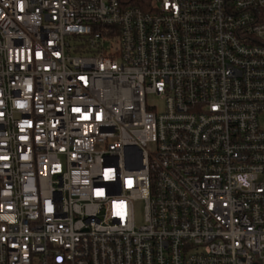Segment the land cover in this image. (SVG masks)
I'll return each instance as SVG.
<instances>
[{
    "label": "built area",
    "instance_id": "1",
    "mask_svg": "<svg viewBox=\"0 0 264 264\" xmlns=\"http://www.w3.org/2000/svg\"><path fill=\"white\" fill-rule=\"evenodd\" d=\"M150 4L0 0V264H264V0Z\"/></svg>",
    "mask_w": 264,
    "mask_h": 264
},
{
    "label": "trees",
    "instance_id": "2",
    "mask_svg": "<svg viewBox=\"0 0 264 264\" xmlns=\"http://www.w3.org/2000/svg\"><path fill=\"white\" fill-rule=\"evenodd\" d=\"M152 0H122V3L126 6H137L142 10H149Z\"/></svg>",
    "mask_w": 264,
    "mask_h": 264
},
{
    "label": "rangeland",
    "instance_id": "3",
    "mask_svg": "<svg viewBox=\"0 0 264 264\" xmlns=\"http://www.w3.org/2000/svg\"><path fill=\"white\" fill-rule=\"evenodd\" d=\"M158 107H161V105L158 103ZM262 123H264V119H261ZM142 205L140 203H137L135 205V218L137 223L142 222Z\"/></svg>",
    "mask_w": 264,
    "mask_h": 264
}]
</instances>
